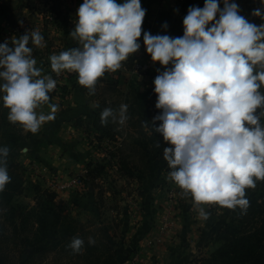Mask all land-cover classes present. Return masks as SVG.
Masks as SVG:
<instances>
[{
  "label": "clouds",
  "instance_id": "obj_1",
  "mask_svg": "<svg viewBox=\"0 0 264 264\" xmlns=\"http://www.w3.org/2000/svg\"><path fill=\"white\" fill-rule=\"evenodd\" d=\"M259 3L251 15L264 19V0ZM145 14L141 0H83L68 34L79 46L50 55L51 71L75 72L77 83L94 93L99 78L140 49L143 31L151 61L171 65L153 80L160 112L152 129L168 145L162 152L167 179L190 198L202 220L209 218L204 205L246 212V190L264 181V23L249 22L235 0H204L203 7L188 8L183 35L173 38L144 31ZM30 42L46 46L38 30L0 43V106L11 124L36 134L55 119L56 105L47 114L37 109L49 104L56 80L36 66ZM127 107L104 108L100 123L124 124ZM9 153L0 146V192L11 179ZM84 245L76 236L67 247L78 254Z\"/></svg>",
  "mask_w": 264,
  "mask_h": 264
},
{
  "label": "crops",
  "instance_id": "obj_2",
  "mask_svg": "<svg viewBox=\"0 0 264 264\" xmlns=\"http://www.w3.org/2000/svg\"><path fill=\"white\" fill-rule=\"evenodd\" d=\"M53 1L57 0H0V41L9 38V43H11V38L15 39L25 32L30 33V30L40 31L46 45L43 48L49 46L47 50L45 52H37L42 48L35 47L31 42L29 46L33 48L32 56L37 61L36 66L43 70V75H49L51 72L50 55L59 54L62 51L79 46L77 41L73 40L68 34L74 27L76 10L83 0H58L59 2L66 3L68 1L72 5H70L68 11L64 10V6L61 8L56 7V15L47 11ZM203 4L202 0H141L142 8L146 9L142 29L152 35L159 34L169 35L173 38L180 37L183 35L182 20L187 15L188 8L190 6L203 7ZM3 6L20 14L17 27L20 28L21 34L15 35L12 34V31L8 32L6 30V25L7 23L10 24V22L6 19V12L3 10ZM220 6L223 7V4L221 3ZM240 10L242 11V9ZM25 11L29 17L24 15ZM49 13L54 16V20L50 21L47 19ZM61 13H65V17L59 20L57 16H60ZM165 22H167V28L162 27ZM138 39L141 42V47L131 56L134 58L140 57L143 61L148 62L151 67L160 66L159 62L151 61L150 55L145 51L142 43L143 31L141 37ZM132 77L134 76L128 70L121 67L118 69L117 77L114 78L117 84L111 90L112 92H109L110 94H107L109 90L107 89L106 82L111 81L112 78L105 74L98 79L95 92L90 93L87 88L77 83V74L69 72L60 82L58 92L49 93V104L41 105L37 109L38 113L43 112L47 114L51 110L49 105H56L55 119L46 122L36 134L25 133L21 129L22 140L14 153L15 156L13 155L14 157L10 161L24 162V159L31 155L34 160H38L43 166H51L53 171L59 174L81 171L88 161L95 162V160H99L100 164H105V162L109 161V164L105 166V169H107L113 161L105 156L109 152H114V159L116 160V150H109L107 148L101 150L102 148L100 147L104 146L103 143L105 141H107L106 145L109 147V140L106 136H100L92 127L91 122L92 120L100 122L101 111L106 108L105 105L111 104L110 102L113 101L111 96L116 90L119 92L123 91L122 84L129 78L132 79ZM133 82L137 86L146 85L148 88H154L149 78L138 77V80L136 79ZM121 105L119 102L115 107L118 106L119 108ZM124 124L126 125L127 121ZM117 136L119 137V135L114 134L111 138L109 137L113 142L110 145H116L115 143L120 139ZM120 137H122V140L132 141L137 137V134L130 133V136ZM24 148H27L28 151H21ZM96 148L97 150H95ZM125 153L129 154L128 150H125ZM111 171L109 170V172ZM91 190L92 188H89L87 191V193L90 192L87 195L88 203L92 202ZM85 192L78 194L71 193L65 199H72L71 202L79 199L80 203L83 200L82 198L87 194ZM177 193L179 197L181 196L179 200L176 199V201L178 200L175 213L177 223L173 233L169 235H157L155 231L156 227L153 224V222L157 223V220L154 215H150V212L154 211L155 205L148 203L146 200H143L145 204L140 215L144 223L133 224L128 211H125V209L120 210L117 218V225L121 229L119 241L116 242L118 244L116 246L118 256H120V253L126 252L128 254L133 248L139 246L145 247L146 245L153 247L146 253L144 264H185L190 259L188 251L196 250L202 253L215 246L214 237L218 229L216 217L214 219L212 217L214 215L209 213V218L203 225V220L199 217L198 211L195 209L190 198H184L180 190ZM63 194L67 193L61 192L60 199H62ZM146 220L149 221L150 227L148 230H143L142 228L146 227ZM148 240H154L153 244L149 245L147 243ZM191 241L194 242V246H189V242ZM119 261H122V257ZM119 264L126 263L122 261Z\"/></svg>",
  "mask_w": 264,
  "mask_h": 264
},
{
  "label": "trees",
  "instance_id": "obj_3",
  "mask_svg": "<svg viewBox=\"0 0 264 264\" xmlns=\"http://www.w3.org/2000/svg\"><path fill=\"white\" fill-rule=\"evenodd\" d=\"M51 9L54 12V7ZM3 10L6 12L7 21L14 25L12 17L17 12L6 6H3ZM260 23H264V19L262 21L261 18L260 22L258 20L257 25ZM132 60L133 57L130 56L122 64L129 67ZM116 84V79L106 82L109 90L107 94H110ZM134 95L136 96H133L132 105H127L130 116L127 115L131 118L130 121L129 118L126 121H129L128 123L136 130L137 137L132 141L123 140L116 149V156L120 162L131 164L126 176H131L134 170L137 173L143 172L141 169L146 168L149 157L155 164L164 161L163 148L168 146L155 131L149 135L142 131L145 119L143 115L149 117L160 112L155 108L156 94L153 88L136 91ZM124 96L123 101L127 103V95ZM110 103L105 107L114 111L119 110L118 106L115 107L119 101L113 100ZM7 111L0 106V146H7L10 149V157L18 149L22 133L19 125H13L7 120ZM135 114L137 118L134 120L132 117ZM261 122L264 123V117ZM159 123V121L155 122L156 125ZM91 124L100 136L110 138L118 133L116 128L121 126L111 121L102 125L97 120H92ZM158 143L159 147H157ZM125 150H128L129 154L125 153ZM108 154L111 158L115 156L114 152ZM108 164L109 161L105 164L87 163V175L91 178L100 175ZM19 170L18 162H12L8 166L11 179L4 191L0 192L1 207L2 203H9L14 195L23 192L22 186L18 184L22 178ZM166 171H169L167 166ZM120 172L126 173L122 170ZM29 188L33 193L32 200L35 202L33 208L23 204L9 205L6 210L0 207V264H18L22 252L26 253L24 264L42 261L49 254H54L55 264H118L116 249L104 229L97 226L94 227L93 233L85 235L82 222L70 219L55 208L54 192L42 189L38 184H30ZM246 196L249 200L246 212L242 213L239 208L230 210L229 222L220 227L215 234L214 243L217 244L215 249L207 255L199 256L193 264H264V181H257L254 189H247ZM77 233H81L80 236L85 240V245L78 254L67 247L70 239L76 237ZM49 235H52V240H49ZM87 235L92 236L95 240L94 244L87 243L88 239L85 238Z\"/></svg>",
  "mask_w": 264,
  "mask_h": 264
},
{
  "label": "rangeland",
  "instance_id": "obj_4",
  "mask_svg": "<svg viewBox=\"0 0 264 264\" xmlns=\"http://www.w3.org/2000/svg\"><path fill=\"white\" fill-rule=\"evenodd\" d=\"M235 2L239 5L240 9H242V11L240 10V14L248 19L249 22L255 23L257 25L258 20L259 22L261 21L260 17L251 15L254 9L261 7L259 0H235ZM70 5H72V3L68 1L67 3L59 2L58 0L53 1L48 7L47 11L56 15V7L61 8L62 6H64V10L68 11ZM52 7H54V12H52ZM24 15L29 17L26 11L24 12ZM57 17L59 20H62L65 17V13H61V15ZM19 19L20 14L17 12V14L12 17L14 25L7 23L8 26L6 25V30L8 32L12 31V34L15 35L21 34L19 31L20 28L17 27V22ZM31 31L32 30H30V32ZM6 40L9 41V38H7ZM4 41L5 40H1L0 43H3ZM48 47L49 46H47V48ZM47 48H42L37 52H45ZM68 73L69 72L65 71V74ZM135 77L136 76L132 77L133 80L130 78L126 80V82L122 84V88H124L123 91L119 92L116 90L111 98H113V100L119 101L121 104H126L128 106L132 105L133 96H136L134 95V92L144 91V89L148 88L146 87V85L137 86L136 83L133 82L136 79L138 80V77ZM124 95H127V103L123 101L125 98ZM127 114H129L130 116L129 111H127ZM129 116L128 118L130 121L131 117ZM154 116L156 115H150L149 117H146V114L143 115V117L145 118L143 122L146 123L148 127H146L144 124L142 131L147 135L151 134L154 131L152 129V118ZM132 118L135 120V118H137V114H135ZM119 126L116 128V132H118L116 134L119 135V137H117L120 139L117 140V142L115 143L116 145H110V143L113 142L109 137H107L109 140V147L108 145H106L107 141H105L103 143L104 146L102 145L103 147H100L102 148L101 150H103V148L116 150L117 146H119V144L123 141L122 137L120 136L126 137L130 136V133L136 134V130L130 123L126 125L124 124L122 125V127L120 126V129ZM139 138H141V136ZM95 150H97V148ZM14 153L8 158L7 166L12 163L10 159L15 156ZM107 155L105 157L110 158L113 163H111L110 166L107 167V169H105L106 167H104L102 173L93 178L87 175L86 166L82 168L81 171L59 174L58 172L53 171V168L51 166H43L38 160H34L33 157L29 155L26 159H24V162H18L20 164V170L18 172L22 175V178L18 181V184L22 186L23 192L14 195L9 203H2V207H0L6 210L8 209L9 205L15 206L16 204H23L28 208H33L35 206V202L34 200H32L33 193L29 187L30 184H38L42 189H48L49 191L54 192L55 197L53 199V203L57 210H59L63 215H67L70 219H75L79 222H82L85 227V235L86 233H93L94 227L98 226L106 231L105 233L108 236V239L111 240L114 248L116 249V246H118L116 242L119 241L121 235V229L118 227L119 225H117V218L120 214V210L125 209V211H128L133 224L144 223V220L140 218V215L143 205L145 204L143 200H146L148 203L155 205V209L154 211L150 212V215H154L155 219L157 220V223L153 222L154 226L156 227L155 231L157 232V235L172 234L177 223L175 215L178 205L177 201L181 196L179 197V194L177 193L179 191L177 186L167 179L168 171H166V161L155 164L152 158L149 157L148 161H146V168L141 169L143 172L137 173L135 172V170L132 171L131 169V171L134 173H131V176H126V174H128L127 171L130 170L131 164H122L118 158H116L115 160L114 157L111 158L109 154ZM99 162V160H95V162L93 161L92 163ZM109 170L112 171L109 172ZM121 170L125 171L126 173L120 172ZM76 176H79L81 178V182L79 184L71 185L64 189L60 187L67 180ZM89 188H92L91 203H88L87 198V195H89L90 193H87ZM170 190L173 192V195H170ZM61 192L67 193L62 195V199L59 198ZM84 192L87 194H84L85 197L82 198L83 200L81 199L82 201L80 203L79 199H76L75 202H71L72 199H65L71 193L78 194ZM94 192L96 193L93 194ZM176 199L178 200L176 201ZM203 207L206 211L208 210V213L214 215L212 216L214 219L216 217V221H218V229L229 222L228 215L230 209L223 208L217 205H204ZM17 212L18 210H16V213ZM148 222L149 221L147 220L145 221L146 227L142 228L143 230H148V228L150 227ZM202 223L204 225L206 223V220H203ZM200 226L202 227V225ZM80 234L81 233H77L76 236L84 238L80 236ZM88 235L85 237L86 239H88L89 237L92 238V236ZM52 239V235H49V240ZM190 245L194 246L195 244L191 241L189 242V246ZM214 245L215 246L212 249L203 251L202 253L197 252L196 250L188 251V253H190V259L188 263L185 264H193V262L199 256L207 255L217 246L216 243H214ZM152 247L146 245L145 247L139 246L133 248L130 252H128V254L126 252V254L123 253L124 255L120 253V256H118V251L116 249V260L119 263L123 261L127 264V261L131 260L137 253L141 254L143 258L146 259V253ZM121 257L122 261H119ZM25 258L26 253L22 252V254L18 258V264H24L26 260ZM54 258V254H49L45 256L42 261L27 264H55Z\"/></svg>",
  "mask_w": 264,
  "mask_h": 264
},
{
  "label": "built area",
  "instance_id": "obj_5",
  "mask_svg": "<svg viewBox=\"0 0 264 264\" xmlns=\"http://www.w3.org/2000/svg\"><path fill=\"white\" fill-rule=\"evenodd\" d=\"M202 1L204 2V0ZM47 19L52 21L54 20V16L52 14H49L47 16ZM121 67L128 70L132 76H136L139 78H149L151 82L153 83L154 78L159 74V72H162L165 69V67H171V65H168V66L160 65L156 67H151L148 62L143 61L140 57H136V58L133 57V60L129 67H126L123 64ZM49 75H51L53 79L56 80V88L51 93L58 92V90L60 89V82L67 74H65V72H62L59 75H57L56 73L51 71ZM105 75L108 77H111L112 79L117 77L116 72H106ZM80 182H81V178L79 176H76V177L70 178L64 184L62 183L63 185L60 184L61 185L60 187L64 189L71 185H77ZM169 193L170 195H173V192L171 190L169 191ZM153 242L154 240H148L147 243L150 245V244H153ZM127 264H144V258L141 254L137 253L131 260L127 261Z\"/></svg>",
  "mask_w": 264,
  "mask_h": 264
}]
</instances>
